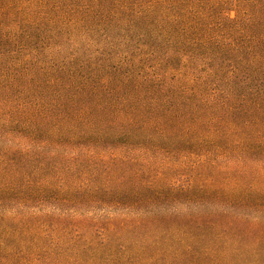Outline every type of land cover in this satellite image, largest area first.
Wrapping results in <instances>:
<instances>
[{"label":"trees","instance_id":"1","mask_svg":"<svg viewBox=\"0 0 264 264\" xmlns=\"http://www.w3.org/2000/svg\"><path fill=\"white\" fill-rule=\"evenodd\" d=\"M0 264H264V0H0Z\"/></svg>","mask_w":264,"mask_h":264}]
</instances>
